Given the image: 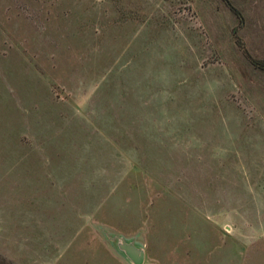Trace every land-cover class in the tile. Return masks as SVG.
I'll list each match as a JSON object with an SVG mask.
<instances>
[{"label":"rangeland","instance_id":"1","mask_svg":"<svg viewBox=\"0 0 264 264\" xmlns=\"http://www.w3.org/2000/svg\"><path fill=\"white\" fill-rule=\"evenodd\" d=\"M259 62L264 0H0V264H264Z\"/></svg>","mask_w":264,"mask_h":264},{"label":"water","instance_id":"2","mask_svg":"<svg viewBox=\"0 0 264 264\" xmlns=\"http://www.w3.org/2000/svg\"><path fill=\"white\" fill-rule=\"evenodd\" d=\"M118 242L117 245L120 250H122L126 256L134 263L141 264L144 260V250L136 246L133 242L127 241L123 236L115 237Z\"/></svg>","mask_w":264,"mask_h":264},{"label":"trees","instance_id":"3","mask_svg":"<svg viewBox=\"0 0 264 264\" xmlns=\"http://www.w3.org/2000/svg\"><path fill=\"white\" fill-rule=\"evenodd\" d=\"M255 62V61H254ZM255 64H259L260 68L264 69V63H255Z\"/></svg>","mask_w":264,"mask_h":264}]
</instances>
